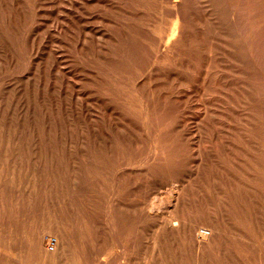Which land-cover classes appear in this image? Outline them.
I'll list each match as a JSON object with an SVG mask.
<instances>
[{
	"label": "bare ground",
	"instance_id": "6f19581e",
	"mask_svg": "<svg viewBox=\"0 0 264 264\" xmlns=\"http://www.w3.org/2000/svg\"><path fill=\"white\" fill-rule=\"evenodd\" d=\"M90 1L93 2V0H90ZM123 1L128 2V0H110L112 6L116 3L121 5V4H123ZM154 1H155V3H154ZM154 1H153V3L156 6L155 9L158 11L157 12L158 15H155L157 17V20H154L151 17L153 21L152 20H148V21H152L155 24H152V23L150 24V22H148V25H146V26H148V28L145 26L147 28V30L149 29V26L151 29H149V31L145 33V40L147 41V44H144L143 51L136 49L138 51L136 53L135 51L133 52V49L131 51V50H128L129 48H127V49L123 48L122 50L125 49V52L127 54L125 55L123 53L126 56V58L124 56L122 59L121 57L123 56L122 55L123 51H119L118 50L119 47L115 45L116 47H118L117 48L118 51H114V53L112 54V59L116 63H119L121 61V59H122V62H123V60H124V62H126V60H127V62H129V66L133 70V73L137 76L135 78L133 77L134 79L133 78H131V79L135 80V83L136 82L137 83H139V82L144 83L147 81V84H148L153 80V78L156 79V77H154V75H152V74H153L154 70L159 67L160 63H161V65H163V64L167 65L166 67L168 68L169 64H167V63L171 62L173 57H175V59L176 58L178 59V57H179L180 60L177 62H175V60H173L171 66H170L171 68H170L169 76L172 79L171 86H170L171 90H168L170 92L166 91L167 93H169V96H167V98L169 97V105L166 104L168 106H165V104H164V106H162L163 104L161 102L160 106H162V107L159 108V106L157 104H155L158 101H156V99H154V96L152 94V90L150 93L151 95L150 96L147 95V94H149V93H147L148 88L144 89V90L142 89L143 91L147 90L144 92L145 94L147 93L146 94L147 96H145V94H144L142 98L138 97L137 94L136 95L132 94L134 92V90L132 92V89H131V91H129V94H127L128 91L125 89V87L127 86V83H126V86L125 85H124L125 87L123 86L124 89L121 88L122 90L119 89L121 91L118 90L121 94L123 93V90L127 91V92H125L126 94H123V96H120L121 95L120 93H119L120 95H118L117 92H116V94L114 92H111L112 90L109 91L108 89H110V88L107 89L109 94L105 93L106 94L105 95L104 92H102L101 88L96 86V87L100 88V90H101V91H99V92H101L100 94L103 93L102 94L103 100H108L109 107H111L110 101H114L120 107H123V108H121V110L119 109L120 111L119 110L114 111V110H111L110 108L109 109L108 108H99V107L97 108L96 106H95L96 108L95 107L92 108L90 106L88 107L87 103H86V105H84V104L83 105H75L72 108L70 106H68L70 108L69 110H68V108L65 107L67 109L65 111L60 109L62 106L64 107V105H66L65 103H64V105L61 104L62 105L61 107H59V106L56 107V108H59L61 111H64L63 112L64 120L62 122V125L59 123H56L57 121L55 122L57 125L59 124L60 126H57L56 129L54 127L51 129L52 132H53V129H55L53 136L50 135L52 133H50V134L48 133L46 142L44 140V144H46V145L45 146L42 145L45 148V149L43 148V151L46 155V168L44 169L45 172L43 171V173H44L43 174L44 175L43 181H44V189H45V191H44L45 193L44 192L43 193L45 194L44 197H45V206H46V209H45L46 210V212H45L46 213L45 214L46 220L44 223L43 230H41L40 233L36 235V237L32 241L31 248H30L31 254L36 255L37 258L39 259V262H41V263H45L47 261L54 262L55 260L52 261L51 260L52 258L59 256L64 251L66 252V250H68L70 247L75 245L71 241V245L72 244L73 245L70 246V241H69V239H70L69 237H72V235L76 234V233L72 232L73 227H75L74 225L79 224L81 227H84L86 232H88L89 237H90V235L92 236V234L89 233V231L92 229L91 224H94V221H96V220H98V221L101 220V222H106V224L109 225L110 227L114 226L113 224H115V223L119 224V225L123 224L126 226H130V225H132V223H135L136 231L139 229L147 230V231H148V229H152L153 233H154V237H153L154 243H152L153 247H151L152 252H151L150 248H149V250L151 253H149V251L146 250V253H149V255L151 254L150 255L151 257L153 256L152 254L155 251H156L155 254L157 252L159 253V251L162 252L161 248H163L164 246L161 247V245L159 243L160 242L159 239H162L163 240V241H161L162 243L166 244L167 242H170L171 243L170 246H172V244L173 245L177 244L178 247L176 245H174L177 247L176 248L177 252H179V250H180L181 251L180 254L185 255V257L188 256V258H187L189 260L188 264H264V60L263 61L260 60L264 57V53L262 54V52H261V51L264 52V42L262 43V41H261L262 38L261 39L259 38V35L264 30V18H261L262 14L264 13V10H262L263 8H261V6L259 4L262 2V5L264 6V0H253V2L256 3V8L254 7V9H253V6L251 5L252 7L249 10L247 9L248 10L247 12H249L251 14H253V12H254L255 19L253 20L252 23L248 22L249 23V25H248L249 31L248 32L246 31L248 29H246L244 31L243 26H242V29L245 32L244 34L240 33V30L242 32V29L238 28L240 25L237 26V29L235 28V26H236V21L239 18L238 12L241 11L240 5L242 2H245L247 0H234V3L231 2L233 0H221L220 5L221 4L222 5H221L220 10H222V12L224 14H220V15H222V16L226 15L225 16L226 22H224V23H223L222 16L220 17V18H222L221 21L218 19L219 13H217V12H219L220 10L219 11L214 10V8H217V7L213 6L214 7L213 10L208 8L210 6H211L210 8H212V5H210L211 3L208 4V1H212V0H208V1L207 0H201V1H199V0H154ZM10 2H11V0H10ZM61 2H60V4H61ZM70 2H71V0H70ZM102 2H104V1H102ZM150 2H149V4H150ZM217 2H218V0H217ZM105 3H107V2H105ZM137 3L139 6V1ZM153 3H151L150 5H153ZM17 5H18V3H17ZM87 5L88 4H85V7ZM216 5L218 6V3ZM244 5H241V6H244ZM12 6H14V5H11L9 8H12ZM72 6H73V3H72ZM88 6H90V4ZM67 7H68V5H67ZM143 7H145V6L142 5V8H141L142 11L145 10V9H143ZM113 8H111V9H113ZM133 8L139 9V7L136 8V6H133ZM149 8H151V7H149ZM58 9H60V8H58ZM70 9L72 10L73 8H71V6H70ZM106 9H108V8H106ZM116 9L118 10V8H116ZM135 9H133V11H135V12L138 11ZM148 9H146V10L149 12ZM151 9H152V11L154 10V8H151ZM198 9H203L201 11L204 13L205 16L200 17L198 15V11H199ZM16 10H15V12H17ZM19 10H20V8L18 9V11ZM65 10H67V9H65ZM21 11H24L23 8ZM69 11L70 10L68 9V12ZM97 11H98V9H97ZM102 11L105 12L106 10L102 9ZM102 11H98V12H102ZM208 11H209V13L210 12L211 13L210 14L207 13ZM214 11L216 13H213ZM245 11H246V9H245ZM10 12L14 13L13 10H11ZM70 12H72V11H70ZM109 12H111V11H109ZM138 12L140 15L141 12L140 11H138ZM138 12H136V13H138ZM150 12H149V14H150ZM154 12H156V11H154ZM9 13L6 15L8 16ZM20 13H22V12H20ZM23 13H25V12H23ZM60 13L64 14V12L62 13L61 10H60ZM145 13H147V12H145ZM112 14H113V11H112ZM123 14H126V13H123ZM154 14H156V13H154ZM85 15H86V13H85ZM107 15L108 14H106V16ZM141 15H142V13H141ZM67 16H69V15H67ZM101 16L107 18L106 16H103V15H101ZM110 16H111V14L108 16V19ZM132 16L135 17V15H132ZM147 16H148V13H147ZM150 16H151V14H150ZM155 16H154V18H155ZM208 16H213L214 19L217 18L218 20H216V21H220L219 25L217 23V26H216L218 29L217 31H221V30H222V32L224 30L226 31V32H224L225 35H223V33H222L223 38H225L226 35L230 36V32H231L232 37L234 39V42H233V40H231L229 38V40H231L230 43L226 42V44H224L223 43L224 41H223V42H221L223 45L220 46L219 42L215 43V39L217 38L216 37L215 39H213V38L210 39L211 41L214 40V44H210V45L204 44L201 47L198 46V47H195L194 49L192 46L188 45L190 49H188V48L185 49V45H186L185 42L187 39L186 36L187 35L190 36L189 34H191L190 32H192L193 27L198 26L197 23L199 24L201 22V20H204ZM11 17H12V15H11ZM11 17H8V19ZM13 17H14V15H13ZM87 17H89V16H87ZM93 17H94V15H93ZM125 17H126V15H125ZM116 18L117 17H115V20H116ZM249 18L250 17H248V14H247L246 19L248 20ZM113 19H114V17H113ZM113 19H111V20H113ZM122 19H123V17H122ZM126 19H125V21H126ZM129 19L132 21V19L130 17H129ZM144 19L146 20L147 17ZM195 19H196L197 23L195 22ZM240 19H242V18H240ZM130 20H128V21L131 22ZM134 20L135 19H133V22H134ZM139 20H141V19H139ZM243 20H245V19H243ZM247 20H246V22H247ZM106 21H108V20H106ZM125 21H124L123 25L124 24L126 25L127 21L126 22ZM142 21H140V22H142ZM8 22H9V20H8ZM133 22H131V24ZM146 22H147V20H146ZM237 22H239V21H237ZM241 22H244V21H241ZM66 23H67V21L64 20L63 24L61 22L58 25L57 34L62 33L64 35H66V33L69 32V31H67L68 26L66 25ZM68 23H70V20L68 21ZM135 23L140 24V23H138V20L137 21L135 20ZM142 23L139 26H144V25H142ZM9 24H11V23L9 22ZM9 24H8V27L10 26ZM103 24H102V26H103ZM241 24L244 25L243 23H241ZM51 25H52V23H51ZM88 25L89 24H87V26ZM112 25L115 26L116 24H112ZM119 25H121V24H119ZM71 26H72V24H71ZM102 26L100 28L104 27V26L103 27ZM127 26H131V25H127ZM69 27H70V25H69ZM11 28H12V26L10 27V29ZM51 28H50V30H51ZM122 28L123 27L121 26V29ZM127 28L128 27H125L124 29H127ZM226 28H227V30H226ZM245 28H246V26H245ZM79 29H80V27H79ZM97 29H95V30H96L97 35H99V37H97V38L95 37L96 39L100 38L102 35L105 36V33H106L105 30H103V29L97 30ZM133 29L136 30L137 28H133ZM55 30H56V28H55ZM75 30H77V29H75ZM106 30L108 31V29H106ZM138 30H140V28ZM3 31H4V29H3ZM125 31L127 32V30H125ZM199 31H201V29ZM215 31H216V29H215ZM9 32L10 31H8V33ZM12 32H15V31L13 30ZM20 32H22V31H20ZM122 32H124V31H122ZM49 33H50V31H49ZM75 33H76V31H75ZM109 33H111V32H109ZM129 33H130V31H129ZM138 33H139V31H138ZM76 34H73V35H76ZM83 34L84 33L82 32V35ZM93 34H94V32H93ZM131 34H129V36H131ZM70 35L72 36V34H70ZM120 35H121V32H120ZM123 35L126 36L127 34L125 35L123 33ZM135 35L136 34H134V36ZM140 35H141V33H140ZM22 36H23V34H22ZM109 36L107 37L108 39L111 38ZM112 36H113V34H112ZM76 37L79 38L78 36H75V38ZM117 37H118V33H117ZM121 37H122V35H121ZM121 37H119V38L121 39ZM20 38H21V36H20ZM60 38H63V36ZM66 38H69V37L66 36ZM82 38H83V40L81 39L80 43H81V46L83 48L85 39L86 38L89 39V38L88 37L85 38V35L82 36ZM143 38L144 37H142V39ZM226 38H228V37H226ZM120 39H119V41H121L123 38L121 40ZM7 40H9V38ZM72 40H74V39H72ZM116 40L118 41V39H116ZM263 40H264V38H263ZM77 41H79V40L77 39ZM130 41H131V39H130ZM130 41H129V43H130ZM135 41H136V39H135ZM146 41H145V43H146ZM219 41H221V40H219ZM238 41H241V42H238ZM53 42H55V41L53 40ZM122 42H123V40H122ZM63 43H64V38H63ZM65 43H66V41H65ZM80 43H78V44L73 43V44H76L75 46H77ZM141 43L138 45H142ZM241 43H242V45H241ZM71 44L72 43H70V45ZM100 44H102V43H100ZM6 45H7V43H6ZM23 45H24V43H23ZM49 45H51V44H49ZM52 45H53V43H52ZM104 45H106V44H104ZM63 46H64V44H63ZM75 46L73 48H75V50H76ZM124 46L127 47L128 45L124 44ZM7 47H9V45ZM29 47H31L30 44H29ZM96 47H97V49L99 48L98 46H96ZM67 48H69V46ZM137 48H139V47H137ZM7 49H10V48H7ZM11 49H12V47H11ZM61 49L63 50V48H61ZM79 49L77 48V50H79ZM97 49H95V50H97ZM28 50L26 52H28V54H30ZM71 50H73V49H71ZM102 50L104 51V49H102ZM10 51H7V52H10ZM18 51L21 52L19 49H18ZM51 51H52V49H51ZM67 51H69V50H67ZM105 51H107V50L105 49ZM140 51H142V52H140ZM22 52H23V50H22ZM73 52H76V51H73ZM14 53H16V52H14ZM14 53H12V54H14ZM69 53L68 54L71 55L70 51H69ZM5 54H6V52H5ZM110 54H111V52H110ZM240 54H245V56L248 55V57H244V58H247L248 60L246 62H244L246 59L243 60L244 58H242L241 60L243 62L241 61L238 63L235 58H236V56H238ZM79 55H81V54H79ZM93 55H95V54H93ZM96 55H97V53H96ZM9 56L11 57V54ZM31 56H29V57L31 58ZM71 56H75V53H74V55H71ZM15 57H16V55H15ZM77 57L78 56L75 57V61H76ZM79 57H81V56H79ZM241 57L242 56H240V58ZM12 58H14V56ZM62 58H63V55H62ZM99 58H101V57H99ZM10 59L11 58H9V60ZM70 59L72 61L74 58L72 59V57H71V58H69V60ZM81 59H83V57ZM86 59L87 58H85V60ZM96 59H97V57H96ZM108 59H111V58H108ZM112 59H111V61H113ZM129 59H131V60H129ZM93 61L97 62L98 60H93ZM238 61H240V60H238ZM16 62L17 61H15V63ZM56 62H57V59H56ZM84 62L87 63L86 61H84ZM89 62L87 64H89ZM77 63H75V64L78 65L80 62L78 64ZM126 63H124V64H126ZM68 64H70V63H68ZM81 64L82 63H80V65ZM105 64L106 63L104 62V65ZM108 64H110V62ZM29 65H31V64L29 63ZM92 65L93 64H91L90 66H92ZM71 66H73L72 63H71ZM60 67H63V65ZM75 67L77 68V66H75ZM78 67H80V66L78 65ZM93 67H95V66L93 65ZM97 67H95V68H97ZM106 67H108V66H106ZM123 67L121 68L122 70L120 72L123 71L122 74L125 75V73L129 72V71H125L123 69ZM127 67L125 66L124 68L126 69ZM52 68H54V67H52ZM89 68L91 70V67H89ZM119 68H118V70H119ZM71 69H73V68H71ZM105 69H107V68H105ZM159 69H161V68H159ZM97 70H101V69H97ZM112 70L117 71V69H115V68H112ZM166 70H168V69H166ZM58 71H60V69ZM80 71H81V69H80ZM84 71H86V70H84ZM84 71H83V73H84ZM88 72H90V71H88ZM117 72L119 73V71H117ZM52 73L55 75L54 72H52ZM69 73L70 72H68V74ZM75 73H77V72H75ZM78 73H81V72H78ZM60 74L62 75L63 73L61 72ZM88 74L89 73H87V75ZM52 75L49 72L48 77H52ZM116 75H117V73H116ZM157 75H155V76H157ZM55 76H57V75H55ZM82 76L84 77V74ZM125 76H127V75H125ZM125 76H122V77H125ZM164 76H166V75H164ZM45 77H46V74H45ZM109 77H110V75H109ZM119 77L120 76H118L117 78H119ZM43 78H44V76H43ZM55 78H57V77H55ZM163 78H165V77H163ZM47 79H49V78H47ZM70 79H72V78H70ZM92 79H93V77H92ZM96 79H99V78H96ZM102 79L104 82L103 77H102ZM121 79H119L120 82L124 81V79L122 81H121ZM171 79H170V81H171ZM81 80H83V79L81 78ZM64 81L67 82L66 77H65ZM99 81H101V80L99 79ZM108 81H110V80H108ZM125 81H126V79H125ZM167 81H169V80H167ZM170 81H169V83H170ZM49 82L52 83L51 81H49ZM56 82L58 83L59 81H56ZM112 82H113V80L111 81V84L113 85L114 82L113 83ZM45 83H47V82H45ZM62 83L60 85H62ZM85 83L86 82H84L83 86L86 85ZM98 83L100 84V82H98ZM128 83H130V82H128ZM164 84H166V83H164ZM75 85L76 84H74V86ZM112 85H110V86H112ZM120 85L119 86L117 85L118 88L120 87ZM130 85L132 86L133 84H130ZM48 86L49 85H47V89H48ZM99 86H101V85H99ZM131 86H130V88H132ZM166 86H167V84H166ZM128 87H129V85H128ZM138 87H139V85H138ZM145 87H147V86H145ZM53 88H55V86ZM87 88H89V86H87ZM103 88H104V86H103ZM118 88L116 87V89H118ZM154 88H156V86ZM81 89H82V87H81ZM164 89H165V87H164ZM68 90H70L69 87H68ZM85 90H86V92H89L88 89H85ZM85 90H84V92H85ZM104 90H106V89H104ZM136 90L137 89H135V91ZM48 91H49V89H48ZM52 91L49 92L48 94H51ZM94 91H96V89L93 90V93H94ZM55 92H57V91H55ZM75 92H78V94H80L79 91H75ZM75 92L71 91V94H70L71 96H69V97L70 98L73 97ZM139 92L141 93V90H139ZM97 93H98V91H97ZM112 93H114V94H112ZM167 93L165 95H167ZM41 95H39V96H41ZM57 95H58V93H57ZM87 95H89V94H87ZM103 95H105V96L103 97ZM49 96H48V98H49ZM97 96H99V95H97ZM36 97L37 96H35V98ZM61 98L62 97H60V100H64ZM74 98H75L74 99V102H75V100L77 98L76 97H74ZM95 98H99V97H95ZM39 99L41 100L40 97H39ZM51 99L48 101L49 102L52 101ZM93 99H94V97H93ZM99 99H97V100L99 101ZM120 99H122V100H120ZM45 100L46 101H43V100L42 101L47 102V99H45ZM68 100H69V98H68ZM95 100L96 99H94L93 101H95ZM103 100H102V102H103ZM118 100H120V101H118ZM163 101H165V99ZM166 101L168 102V100H166ZM74 102H73V104H75ZM108 102H107V104H108ZM34 103L36 104L37 101ZM59 103L60 102H58V104ZM91 103L92 102H90V104ZM94 103H96V102H94ZM163 103H165V102H163ZM46 104H50V103H46ZM46 104H44L43 106L45 107ZM118 105H115V106L117 107ZM47 106H46V108H47ZM32 108H35V107L32 106ZM54 108H53V110H54ZM111 108H114V107H111ZM47 110H49V109H47ZM41 113H42V111H41ZM48 113H46L45 115H47ZM59 113H61V112H59ZM59 113L57 115H59ZM31 116H32V114H31ZM47 116L49 117V115H47ZM60 116H61V114H60ZM135 119H137L138 123L136 122ZM29 120H31V118ZM166 120H168V121L163 122ZM37 121H39V119ZM41 121H43V120L41 119ZM48 122L50 123V120ZM72 122H74V123H72ZM131 122H135V126L138 129H139V127L141 128V130L144 128L145 129L147 128V130H149L148 132H151V135L153 136L152 138L154 139V143L156 142L154 144L155 153H156V155L160 156V158L159 159L157 158V159H158V161H160V164H162L161 166L167 172V174L164 175L166 178V180H165L166 182L164 181V184H166L168 187H170V190L168 192L169 194L167 195V197H163V196L157 197L156 195L154 196V193L160 192L159 190L154 192L152 195L153 197H151V193L149 192L148 188H150V187L152 188L156 184V182L158 181V179H157L158 174L148 168V165H149L148 160H150V158L148 160L144 161L145 157L148 156L147 155L148 153H146L147 156H144V159L142 160V161H144V164H142L141 161H139V159L133 158L134 157L133 155L135 152L134 149L136 150V147L133 148V144H135V145L138 144L137 143L138 138L135 140L134 138L131 137V139L125 140L124 137L122 136L121 138L119 137L120 139H118L119 140L118 143H115V141L113 142L112 138L116 137V139H117V137L119 135H121L120 133H124L123 130H124L126 123L130 124ZM45 124L47 125V122ZM133 124L131 126L132 129L136 128V127H133ZM165 124H166V128L168 127V131H167L168 132V138H166L167 132H165V135H166L165 140L164 139L160 140L163 136L161 135L162 137L160 138L159 135L161 133H164L163 129H165ZM39 125L40 124L38 123L37 126H39ZM42 125H43V123H42ZM47 127H49V126L47 125ZM122 128H123V130H122ZM110 129H113L114 133L109 132ZM51 130H47V132L48 131L51 132ZM147 130H146V132H147ZM129 131H127V134H129L128 133ZM39 133L40 132H37L38 136L41 135ZM45 133H46V131H45ZM45 133H44V135H45ZM112 133L114 135L111 137ZM134 134H135V132H134ZM142 135H144V134H142ZM135 136H137V134ZM139 136H141V134ZM40 137H38V138H40ZM141 137H143V136H141ZM143 138H145V137H143ZM41 139H42V137L39 139L40 142H41ZM153 139H152V143H153ZM56 140H57L56 143L59 145V147H58L59 153H58L57 160H56L57 165L55 164V166H54V160L56 159L55 158L56 156L54 154H53L54 155L53 156L52 152L54 151L53 148H54V145H55L54 143ZM149 141H147V142H149ZM142 143L145 144L146 142H143V140H142L141 145H142ZM129 146L131 148L128 149ZM147 146H148V143H147ZM147 146H146V148H147ZM149 147H150L149 149H151V145ZM140 148H141V146H140ZM140 148L138 150H140ZM149 149H148V151H150L149 153L153 152ZM119 153H120L121 158L119 157ZM124 153L126 156H128L127 160L124 159V157H123ZM155 153H154V155H150V154L149 155L155 156ZM82 155H83V157H82ZM85 155H86V158L84 157ZM129 155L133 156L132 159H129V158H131V157H129ZM143 155H144V153H143ZM154 158L152 157V159H151L152 161L150 160V162L154 163V160H153ZM44 159H45V156H44ZM157 159H155V160H157ZM123 160H125V161H123ZM122 161L125 163H123ZM155 162L157 163V161H155ZM146 165H147V168H146ZM158 166L159 165H157V168H159ZM138 167L139 168L142 167V169H138ZM139 176H141L140 177L141 179L138 178ZM126 177H128V180L130 178L132 179V181H130L129 183L134 182L133 183V184H135L134 186H136V184H138V185L142 184L145 187L146 190L143 192V194H141L140 197L138 195L139 198L134 196V195H128V197H127V195H125L127 193L121 192L122 191L121 179L126 178ZM162 182L161 181H160V183L157 182V184H158L157 186H159V184L161 186ZM122 183H123V181H122ZM162 186H164V185H162ZM56 187L58 189L57 190L58 193H57V191H55ZM130 187H131V185H130ZM168 187H167V189H168ZM161 189H163V188H161ZM154 190L155 189H153V191ZM150 191H152V190L150 189ZM55 192L57 193V195ZM54 195L58 196V203L57 204L61 207V209H60L58 206V208L60 209V212L62 210V207L66 211L65 212L66 214H65L64 210H63V212L61 214V218L58 217L59 220L57 218H56L57 220H55L54 216L56 214L53 213L54 211L51 212V210H52L51 208L53 206H55L54 204L56 202ZM54 210H57V209H54ZM57 211H59V210H57ZM53 214H54V216H53ZM63 214H64V219H62ZM69 216L72 218V220H68ZM96 225H98V223ZM93 227H95V226H93ZM99 227H101V226H99ZM122 228L124 229V227H122ZM80 229L76 228V232H78L77 230L80 231ZM104 229H108V228L106 227ZM113 229H114V227L111 228L110 231L111 230L113 231ZM119 229H120V227H119ZM126 230H127V228H126ZM142 230H141V233H142ZM82 231L83 230L78 232V234H81ZM93 232H94V230H93ZM134 233H135V231H134ZM147 233H150V232H147ZM115 234H117V233H115ZM121 234H123V233H121ZM131 234H130V236H131ZM109 235H111L110 232H109ZM139 235H140V230L136 236L139 237ZM80 236H83V235H80ZM115 236H118V235H115ZM45 237L48 238L47 239L48 241L50 239L49 242L53 241V244L51 245V244H49V242L47 244H45L44 243ZM87 237H88V235L86 236V238ZM93 237H95V236H93ZM146 238H148V237H146ZM115 246H118V245H115ZM149 246H151V243ZM76 247L77 246H75L73 248H76ZM83 247H84V245H83ZM78 248H79V246H78ZM104 248L105 247L100 248V250L104 249ZM172 248H171V250L169 249V251L172 252L173 251ZM106 249H107V247H106ZM106 249H104V250H106ZM114 249H116V247ZM71 250H68V251H71ZM79 250L82 251L81 249H79ZM182 250H183V252H186V254H184L182 252ZM75 251H77V250H75ZM169 251H167V252L169 253ZM77 252H79V251H77ZM107 252H108V250H107ZM109 252H111V251H109ZM164 253H166V250ZM176 253H175V255H176ZM180 254L176 255V257L178 259H180L179 258L181 256ZM160 256H161V254H160ZM166 256L164 258H166ZM174 256H172V257H174ZM151 257L148 260L143 259L145 261V262L143 261L144 264H152L154 262L153 260H155V259L153 257L152 258ZM155 257H158L157 254ZM162 257L163 256H161V258ZM185 257H184V259H185ZM162 261H163V259H162ZM129 262L132 263L133 261L132 262L129 261ZM129 262H127V264ZM150 262H152V263H150ZM184 262L185 261H183V263ZM156 263H157V261H156ZM156 263H154V264H156ZM79 264H80V262H79ZM161 264H163V263H161Z\"/></svg>",
	"mask_w": 264,
	"mask_h": 264
},
{
	"label": "rangeland",
	"instance_id": "374dc122",
	"mask_svg": "<svg viewBox=\"0 0 264 264\" xmlns=\"http://www.w3.org/2000/svg\"><path fill=\"white\" fill-rule=\"evenodd\" d=\"M65 1L64 0H16V1L15 0H11V2H10V0H0V94H1L0 95V264H75L77 261H78L77 262L78 264H79V262H80V264H127V262H129V261H131V262L133 261L134 262V263L132 262L133 264H142V263L144 264V262H145L144 260H146V259L148 260L151 257L150 256L151 254L149 255V253L152 252L151 247H153V244L152 243H154L153 242L154 233H153V230L152 229H148V231L147 230L139 229L140 230V235H139V237L136 236L137 233L139 232V230H137L138 232L136 231L135 223H132V225H130V226H126V225H123V224L119 225V224H116L115 223V224H113L114 226L110 227L109 225L106 224V222H101V220H99V221L96 220V221H94V224H91V228L92 229L91 228L90 229L92 231L90 230L89 233L92 234V236L90 235V237H89V234H88V232H86V230H85L84 227H81L79 224H76V225H74L75 227H73V229H72V232H74L76 234L73 233L74 235H72V237H69L71 239V240L69 239L70 246H72L73 244H75V245L72 246V247H70L68 249V250H71L72 249L71 251L66 250V252L64 251L62 253L63 255L60 254L59 256L52 258L51 260L52 261L55 260L54 262L47 261L48 263L47 262L41 263V262H39V259L37 258V256L36 255H32L31 252H30V248H31L32 241L34 240V238L36 237V235L39 234L41 230H43L44 223H45V220H46V215H45L46 214L45 213L46 212V210H45L46 209V206H45V197H44L45 196V194H44L45 193L44 192L45 189H44V181H43V179H44L43 178V176H44L43 175L44 174L43 171L46 168V155H45V153L43 151V148L46 145V144H44V140L46 142L48 133L49 134L52 133L50 135L53 136V133L55 132V129L57 128V126H60L59 124L62 125V122L64 120V114H63V112L65 110H67L66 108H68V110H69L70 108L68 106H70L72 108L75 105H83V104L86 105V103H87L88 107L90 106L92 108H94L96 106L97 108L98 107L99 108H108V109L110 108L111 110H114V111H118L119 109L121 110V108H123V107H120L114 101H110L112 103V104L110 103V106L111 107H114V108L109 107L108 100H103V98H102V94L103 93L100 94L101 92H99V91L102 90V92H104V94L105 93L107 94L108 93V90L109 91L112 90L111 92H114L115 94L117 92L118 95H120L121 93L119 91H121L122 89H124V87L126 86V83H127V86L125 87V89L128 92L126 90H123V93L120 96H123V94H126L125 92H127V94H129V91H131V89H132V92L134 90L133 93L131 92L132 94H135V95L137 94L138 97L142 98L143 95L145 94L144 93L145 91L148 90L147 93H149V94H147V93L146 94L150 96L151 95L150 93H151V90H152V94L154 96V99H156V101H158L155 104H157L159 106V108L162 107V106H164V104H165V106H168L169 105V97L167 98V96H169V93H167V92H170L168 90H171L170 89V86H171V82H172V79L169 76V72H170V68H171L170 66H171L173 60H175V62H177V61L180 60L179 57H178V59L177 58L175 59V57H173L172 61L169 62V63H167V64H169L168 65V68L166 67L167 65H165V64L161 65V63H160L159 64V67L156 68L154 70L153 74H152V75H154V77H156V79L153 78V80L150 83H148L149 85L147 84V81L144 82V83H141V82H139V83L136 82L135 83V80H133V79L135 77H137V76L133 73V70L129 66V62H127V60H126L127 63L124 62V60L122 62L123 57L127 54L125 52V49L129 48L128 50H131V51L133 49V52L135 51L137 53L138 51L136 49L143 51L144 44H147V41L145 40V33L148 32L149 29H151V28L149 26V29L147 30L148 26H146V25H148V22H150V24L151 23L152 24H155L154 22H152L153 21L152 18L154 20H157V17L155 15H158V13H157L158 11L155 9L156 6L154 4L155 3L154 0H145V1L144 0H138L139 1V6H138V3H137L138 2L137 0H128V2H124L123 1V4L120 5V4H117L116 3L117 5L114 4L113 6L111 5L110 0H93V2L90 1V0H83V1L82 0H71V2L73 3V6L74 7L72 6V3L70 2V0H65ZM102 1H104V2H102ZM148 1L149 2L151 1L150 4L153 3V1H154L153 5H150ZM199 1H201V0H199ZM220 1L221 0H218V2H217V0L216 1L215 0L214 1L213 0L212 1H208V4L211 3L210 5H212V8H210L211 7L210 5H209L210 7H208V8L211 9V10H213V8H214L213 6H215L217 8H214V10L215 11H217V10L219 11L221 9V5H222V4L220 5ZM60 2H61V4H60ZM105 2H107V3H105ZM231 2L234 3V0L231 1ZM17 3H18V5H17ZM217 3H218V6L216 5ZM85 4H88V5L90 4V6L87 5L85 7ZM11 5H14V6H12V8H9ZM67 5H68V7H67ZM69 5L71 6V8H73L72 10L70 9V6ZM142 5L145 6V7H143V9H145L143 11L141 9L142 8ZM241 5H244V6H241ZM241 5H240V10L242 12L241 11L238 12L239 13L238 14V17L239 18L237 19V21H239V22L236 21V26L235 25L234 26H235L236 29H237V26H239V25L240 26L238 28H240V29H242V26H243L244 31L246 29H248V30H246L248 32L249 31V26L248 25H249V23H252L253 22V20L255 19V16H254V12H253V14H251V13H249L247 11L252 6H253V9H254V7L256 8V3L253 2V0H250V1L247 0L245 2H242ZM259 5L261 6V8H263L262 10H264V6L262 5V2ZM133 6H136V8L139 7V9H135V8H133ZM148 6L151 7V8H154V10L152 11V9L149 8ZM19 8H20V10L18 11ZM22 8H23L24 11H21ZM58 8H60V9H58ZM106 8H108V9H106ZM111 8H113V9H111ZM116 8H118L119 11ZM65 9H67V10H65ZM68 9L70 11H72V12L69 11L70 12L69 13L68 12ZM97 9H98V11H102V9L103 10L105 9L106 11L105 12L104 11L98 12ZM133 9L140 11L142 13V15H141V13L139 15V12L136 11V12H138V13H136L135 11H133ZM146 9H148L149 12L150 11L152 12V13L150 12L151 16H150L149 12ZM245 9H246V11H245ZM11 10H13L14 13L10 12ZM15 10L17 12H15ZM60 10H61L62 13L64 12V14H61L60 13ZM108 10L111 11V12H109ZM198 10H199L198 11V15L200 17L205 16L204 13L201 11L203 9H198ZM112 11H113V14H112ZM154 11H156V12H154ZM215 11L213 13H216ZM20 12H22V13L25 12V13L22 14ZM145 12L148 13V16H147V13H145ZM221 12H222V10H220L219 12H217V13H219L218 19L221 21V19L223 18V23H224V22H226V20H225V18H226L225 16L226 15H224V16L220 15V14H224L223 12L222 13ZM8 13H9V15L7 16L6 14H8ZM85 13H86V15H85ZM123 13H126V14H123ZM154 13H156V14H154ZM207 13H209V11ZM106 14H108V15L106 16ZM110 14H111V16H110L111 18L109 17V19H108V16ZM247 14H248V17H250L248 20L246 19L247 18ZM11 15H12V17H11ZM13 15H14V17H13ZM67 15H69V16H67ZM93 15H94V17H93ZM101 15L106 16L107 18L102 17ZM125 15H126V17H125ZM132 15H135V17H133ZM87 16H89V17H87ZM154 16H155L156 19L154 18ZM221 16H222V18H220ZM8 17H11V18L8 19ZM113 17H114V19H113ZM115 17H117L116 18L117 21L115 20ZM122 17H123V19H122ZM129 17L132 19V21L129 19ZM146 17H147V19H146L147 22L144 19ZM126 18L128 20H130L131 22H133V19H135L136 21L138 20V23H140V24L143 22L144 24L142 23V25H144V26H139L140 24L135 23V20L131 24V22H129ZM240 18H242V19H240ZM261 18H264V13L262 14V17ZM111 19H113V20H111ZM125 19H126L127 23H126V25L125 24L123 25ZM139 19H141V20H139ZM218 19L217 18L214 19L213 16H208L204 20H201V22L199 24L197 23V21L195 19V22L197 23L198 26L193 27L192 32H190L191 34H189L190 36H188V35L186 36L187 39H186V42H185V44H186L185 45V49L186 48L190 49L189 46H192L193 49H194L195 47H198V46L201 47L204 44L205 45L214 44V40L211 41L210 39H212V38L215 39L216 37H217L216 39L218 41L215 39V43L216 42H219V45L220 46L223 45L221 43L223 41H224L223 42L224 44H226V42H229L230 43L231 40H233V42H234V39L232 37L231 32H230V36H227V35L225 36V38L228 37V38L225 39V38L222 37V33H223V35H225L224 32H226V31L224 30L222 32L221 29H220L221 31H217L218 30L217 27H216L217 26V23H218V25L220 23V21H216ZM243 19H245V20H243ZM8 20H9V22L11 24H9ZM64 20L67 21V23H66V25L68 26L67 31H69V32H67L66 35H64L62 33L61 34H59V33L57 34V27H58V25L61 22L63 24ZM69 20H70V23H68ZM106 20H108V21H106ZM148 20H152V21H148ZM246 20H247V22H246ZM140 21H142V22H140ZM241 21H244V22H241ZM240 22L243 23L246 26V28ZM51 23H52V25H51ZM8 24L10 25L9 27H8ZM71 24H72V26L73 25L74 26L72 27ZM87 24H89V25L87 26ZM102 24H103L104 27L102 26ZM112 24H116V25L114 26ZM119 24H121V25H119ZM69 25H70V27H69ZM127 25H131V26H127ZM11 26H12V28L10 29ZM101 26L103 28H100ZM121 26L123 27L122 29H121ZM79 27H80V29H79ZM96 27L98 29L105 30L106 31L105 36L102 35L100 38L96 39L97 37H99V35H97L96 30H95V29H97ZM125 27H128V28L127 29H124ZM50 28H51V30H50ZM55 28H56V30H55ZM133 28H137V29L135 30ZM139 28H140V30H138ZM3 29H4L5 32L3 31ZM75 29H77V30H75ZM106 29H108V31L111 32L113 34V36ZM200 29H201V31H199ZM215 29H216V31H215ZM243 29H242V32L240 30V33H242V34L245 33L243 31ZM13 30L15 32H12ZM125 30H127L128 33L130 31L129 34L132 33L131 36H129V34ZM226 30H227V28H226ZM8 31H10L11 33L10 32L8 33ZM20 31H22V32H20ZM49 31H50V33H49ZM75 31H76L77 34L75 33ZM122 31H124V32H122ZM138 31H139V33H138ZM82 32L84 33L83 35H82ZM93 32H94V34H93ZM120 32H121L122 37L120 35ZM117 33H118V37H117ZM123 33L125 35L126 34L127 35L124 36ZM140 33H141V35H140ZM22 34H23V36H22ZM70 34H72V36ZM73 34H76V35H73ZM80 34L82 36L85 35V38L86 37L89 38V39H87V38L85 39V42H84V45H83L84 47L83 48L81 46V43H80L81 41L80 40L81 39L83 40L84 37L82 38V36ZM134 34H136V35L134 36ZM20 36H21V38H20ZM62 36L64 38V43H63V38H60ZM66 36L69 37V38H66ZM75 36H78L79 37V38L76 37L79 41H77V39L75 38ZM108 36L111 37V38L108 39L107 38ZM263 36H264V30L259 35V38L260 39L262 38L261 39L262 43L264 42V40H263L264 37ZM119 37H121V39L123 38L122 39L123 42H122V40ZM142 37H144V38L142 39ZM8 38H9V40H7ZM71 38L74 39V40H72ZM129 38L131 39V41H130ZM229 38L231 40H229ZM116 39H118V41ZM119 39L121 41H119ZM135 39H136V41H135ZM53 40L55 42H53ZM219 40H221V41H219ZM65 41H66V43H65ZM129 41H130V43H129ZM145 41H146V43H145ZM238 42H241V41H238ZM6 43H7V45H6ZM23 43H24V45H23ZM52 43H53V45H52ZM70 43H72V44L73 43H76V44L80 43V44L77 45L78 47L75 46L76 44H73L76 47V50H75V48H73L74 46L72 44L70 45ZM100 43H102V44H100ZM103 43L106 44V45H104ZM123 43L125 45H128V46L127 47L124 46ZM140 43L143 46L142 45H138ZM29 44L31 45V47H29ZM49 44H51V45H49ZM63 44H64V46H63ZM8 45H9V47H7ZM115 45L118 46L119 48L116 47ZM241 45H242V43H241ZM68 46H69V48H67ZM96 46H98L99 48L97 49ZM6 47L7 48H10V49H7ZM11 47H12V49H11ZM137 47H139V48H137ZM61 48H63V50ZM77 48L78 49L80 48V49L77 50ZM117 48H118L119 51H123L122 52V55L123 56L121 57L122 58L121 61L120 62L118 61L119 63L114 62V60L112 59V54L114 53V51H118ZM123 48H125V49L122 50ZM18 49L21 52L23 50V52L22 53L19 52ZM51 49H52V51H51ZM66 49L71 52V55H74V53H75V56L69 55L70 53ZM71 49H73V50H71ZM95 49H97V50H95ZM102 49H104V51ZM105 49L107 51H105ZM27 50L29 51V53L32 56L30 54H28V52H26ZM7 51H10V52H7ZM73 51H76V52H73ZM142 51H140V52H142ZM5 52H6L7 55L5 54ZM14 52H16V53H14ZM110 52H111V54H110ZM261 52H262V54L264 53L263 51H261ZM12 53H14V54H12ZM96 53H97V55H96ZM10 54H11V57L9 56ZM79 54H81V55H79ZM93 54H95V55H93ZM15 55H16V57H15ZM62 55H63V58H62ZM5 56L6 57L8 56V57L6 58ZM13 56H14V58H12ZM29 56H31V58ZM76 56H78V57L76 58V61H75V57ZM79 56H81V57H79ZM240 56H242V57L240 58ZM71 57H72V59L74 58L73 60L75 62L73 60L71 61V59L69 60V58H71ZM82 57H83V59H81ZM96 57H97V59H96ZM99 57H101V58H99ZM244 57H248V55L245 56V54H240V55L236 56L235 59L239 63V62L242 61L241 59L244 58ZM9 58H11V59L9 60ZM85 58H87V59L85 60ZM108 58H111L113 61H111V59H108ZM125 58H126V56H125ZM56 59H57V62H56ZM83 60L86 61L87 63L89 61L90 62H89V64H87ZM93 60H98V61L95 62ZM129 60H131V59H129ZM238 60H240V61H238ZM243 60H245L244 62H246L248 59L247 58H244ZM260 60L263 61L264 60V57L262 59H260ZM15 61H17V62L15 63ZM77 62L78 63L80 62L82 64L80 65V63L78 64ZM104 62L106 63L105 65H104ZM109 62H110V64L112 63L114 66L112 64H111L112 66L110 64H108ZM29 63L31 65H29ZM68 63H70V64H68ZM71 63H72L73 66H71ZM75 63H77L80 67H78V65H76ZM90 63L93 64L95 67L98 66L99 68L98 67L95 68V67H93V65L90 66L91 65ZM124 63H126V64H124ZM62 65H63V67H60ZM75 66H77V68ZM106 66H108V67H106ZM123 66L124 67L125 66L126 67L128 66V67L125 69ZM52 67H54V68H52ZM89 67H91V70H90ZM104 67L107 68V69H105ZM122 67H123V69L125 71H129V72H126L125 73V75H127L129 78L127 76H125V75L122 74L123 71L120 72L122 70L121 69ZM69 68L70 69L73 68V69H71L72 71ZM112 68L117 69V71H119V73L117 71H115V70H112ZM118 68H119V70H118ZM159 68H161V69H159ZM59 69H60V71H58ZM80 69H81V71H80ZM97 69H101V70H97ZM166 69H168V70H166ZM84 70H86V71H84ZM83 71H84V73H83ZM88 71H90V72H88ZM43 72L46 74V77H45V74ZM49 72L51 73V75L53 74L52 72H54L55 75H57V76H55L53 74L52 77H48ZM61 72L63 73L62 75L60 74ZM68 72H70V73L68 74ZM75 72H77V73H75ZM78 72H81V73H78ZM86 72L89 73V74L87 75ZM116 73H117V75H116ZM81 74L82 75L84 74V77L85 78ZM100 74L101 75L103 74V75L101 76ZM108 74L110 75V77H109ZM155 75H157V76H155ZM164 75H166V76H164ZM43 76H44V78H43ZM118 76H120V77L117 78ZM122 76H125V77H122ZM55 77H57V78H55ZM65 77H66V80H67L68 83L66 81H64L65 80ZM92 77H93V79H92ZM102 77L104 78V82H103ZM163 77H165V78H163ZM47 78H49V79H47ZM70 78H72V79H70ZM81 78L83 80H81ZM96 78H99L101 81H99V79H96ZM106 78L108 80H110V81H108ZM131 78H133V79H131ZM44 79L45 80L47 79V80L45 81ZM119 79H121V81L124 79V81L120 82ZM125 79H126V81H125ZM170 79H171V81H170ZM112 80L114 82L113 85L111 84V81ZM167 80H169L170 83ZM49 81H51L52 83H50ZM56 81H59L58 82L59 84ZM127 81L130 82V83H128ZM45 82H47V83H45ZM84 82H86L85 83L86 85L83 86ZM98 82H100V84ZM61 83H62V85H60ZM164 83H166L167 86ZM74 84H76L77 86L76 85L74 86ZM130 84H133V85L131 86ZM47 85H49L48 86L49 91L47 89ZM53 85L55 86V88L56 87L57 88L56 89L53 88L54 87ZM99 85H101V86H99ZM110 85H112V86H110ZM117 85L118 86L120 85V87L118 88ZM128 85H129V87H128ZM138 85H139V87H138ZM87 86H89V88H87ZM96 86L100 87L101 90H100V88H98ZM103 86H104V88H103ZM130 86L132 88H130ZM145 86H147V87H145ZM155 86H156V88H154ZM68 87H69L70 90H68ZM81 87H82V89H81ZM116 87L118 89H116ZM164 87H165V89H164ZM108 88H110V89H108ZM85 89H88L89 92H86ZM95 89H96V91H94V93H93V90H95ZM104 89H106V90H104ZM119 89H121V90H119ZM135 89H137V90L135 91ZM142 89L143 90L144 89H147V90L143 91ZM54 90L57 91V92H55ZM84 90H85V92H84ZM139 90H141V93L139 92ZM51 91H52V93L51 94H48ZM71 91L72 92L79 91L80 94H78V92H75L74 93V96L70 98L69 96H71L70 95L71 94ZM97 91H98V93H97ZM57 93H58V95L59 94L60 95L58 96ZM114 93H112V94H114ZM166 93H167V95H165ZM87 94H89V95H87ZM146 94H145V96H147ZM39 95H41L43 98L41 96H39ZM47 95L48 96L50 95L49 98L50 99L52 98L51 99L52 101H50V102L48 101L50 99L48 98ZM97 95H99V96H97ZM105 95H103V97ZM35 96H37V97L39 96L41 98V100L39 99V97L38 98L37 97L35 98ZM92 96L94 97V99H96L95 101H93L94 99H93ZM60 97H62L61 99H64V100H60ZM74 97L77 98L75 100V102H74V99H75ZM95 97H99L100 99L99 98H95ZM68 98H69V100H68ZM45 99H47V102H43V101H46ZM97 99H99V101L101 103ZM164 99H165V101H163ZM102 100H103V102H102ZM120 100H122V99H120ZM120 100H118V101H120ZM166 100H168V102ZM36 101H37V103L35 104L34 102H36ZM58 102H60V103L58 104ZM73 102L75 104H73ZM90 102H92V103L90 104ZM94 102H96V103H94ZM107 102H108V104H107ZM161 102L163 104L162 106H160L161 105L160 104ZM163 102H165V103H163ZM46 103H50V104H46ZM64 103L67 106L64 105ZM113 103L114 104L116 103L115 105H118V106L116 107ZM44 104H46V106L48 105L47 108H46V106L45 107L43 106ZM61 104L64 105V107ZM166 104H168V105H166ZM32 106L35 107L36 109L35 108H32ZM57 106H59V107L62 106L60 109L61 110H64V111H61L59 108H56ZM53 108H54V110H53ZM47 109H49V110H47ZM41 111H42V113H41ZM59 112H61V113H59ZM46 113H48L47 115H49V117L47 115H45ZM58 113H59V115H57ZM31 114H32V116H31ZM60 114H61V116H60ZM30 118H31V120H29ZM38 119H39V121H37ZM41 119L43 121H41ZM49 120H50V123L48 122ZM135 120L138 123L137 119H135ZM167 121L168 120L163 121V122H167ZM46 122H47V125L49 127H47V125L45 124ZM55 122L56 123H59V124L57 125ZM38 123L40 124L39 126H37ZM42 123H43V125H42ZM72 123H74V122H72ZM131 123L132 124L134 123L133 124V127H136L135 126V122H131ZM131 123L130 124L129 123H126V125L124 127V130L122 128V130H123L124 133H120L121 135H119L117 137V139H116V137H113L112 138L113 139V142L115 141V143H118V141H119L118 139H120L122 136L124 137L125 140L131 139V137L134 138L135 140L138 138V141H137L138 144L137 145L133 144V148L136 147V150L138 152L134 149V151H135L134 152V155H133L134 157L132 155H129V157H131L129 159H132V157H133V158L139 159V161H141V163L144 164V161L145 160H148L149 158L151 160L152 157L153 158L155 157L153 159L154 160V163H152V162H150V160H148L149 161L148 162L149 163L148 168L158 174V178H157L158 179V181H157L158 183H160V181L161 182L163 181V182L161 183V186H160V184H159V186H157L158 184L156 182V184L152 187L153 189H155L154 191H153V189L151 187L148 188V189H149V192L151 193V197H153L152 196L153 193L156 192L157 190H159L160 192L154 193V196L156 195L157 197L158 196L167 197V195L169 194L168 192L170 190V187H168L166 184H164V181L166 180V178H165L164 175H166L167 172L161 166L162 164H160V161H158V159L160 158V156L156 155V153H155V146H154V144L156 142L154 143V139L152 138L153 136L151 135V132H148L149 130H147V128L146 129L144 128V129L141 130L140 127H139V129L136 127V128H133L132 129V127H131L132 124ZM166 124H165V129H163L164 130V133H161L159 135L160 138L163 136L160 140H163V139L165 140V136L166 135H167L166 138H168V132H167L168 131V127L166 128ZM53 127L55 129H53V132H52L51 129ZM44 130L46 131V133H45ZM47 130H51V132L50 131L47 132ZM146 130H147L148 133L146 132ZM127 131H129L128 132L129 134H127ZM37 132H40L39 134H41V135L38 136ZM109 132H113V129H110ZM134 132H135V134H134ZM165 132H167L166 135H165ZM44 133H45V135H44ZM113 133L111 134V137L114 135ZM136 134H137V136H135ZM140 134H141V136H143L145 138L139 136ZM142 134H144V135H142ZM40 136L42 137L41 142L39 140L41 138ZM38 137H40V138H38ZM141 139L143 140V142H146L145 144L142 143L143 146L141 145V142H142ZM152 139H153V143H152ZM147 141H149V142H147ZM56 142H57V140L54 143L56 146L54 145V148H53L54 151L52 152V155L54 154L56 156L55 157L56 159L54 160V166H55V164L57 165V161L56 160H57V156H58V153H59V150H58L59 149L58 148L59 145ZM147 143H148V146H147ZM149 144L151 145V149H149L150 148L149 147L150 146ZM42 145H44V146H42ZM139 145L141 146V148H140ZM146 146H147V148H146ZM129 148H131V147L129 146L128 149ZM139 148H140V150H138ZM148 149L151 150V151H153V152L149 153L150 151H148ZM143 153H144V155H143ZM146 153H148L147 154L148 156L146 155ZM154 153H155V156H150V155H154ZM44 156H45V159H44ZM144 156H147L148 158L145 157V159H144ZM82 157H83V155H82ZM84 157L86 158V155ZM119 157H120V153H119ZM123 157L126 160L128 158V156H126L125 153H124ZM143 159H144V161H142ZM155 159H157V160H155ZM123 161H125V160H123ZM155 161H157V163ZM123 163H125V162H123ZM157 165H159L158 166L159 168H157ZM146 168H147V165H146ZM138 169H142V167H140V168L138 167ZM140 177L141 176H139L138 178H140ZM126 178H122L121 179V187H122V191L121 192L127 193V194L124 193L125 195H127V197H128V195H134L136 197H138V195H139V197H140L141 194H143V192L146 190L145 187L142 184L141 185L136 184V186H134L135 185V184H133L134 182L129 183L130 181H132V179L130 178L128 180V177H126ZM122 181H123V183H122ZM130 185H131V187H130ZM162 185H164L165 187L162 186ZM167 187H168V189H167ZM161 188H163V189H161ZM150 189L152 191H150ZM57 190L58 189L56 187V190L55 191H57ZM57 193H58V191H57ZM57 193H56V195H57ZM56 195H54V197L56 199L55 200L56 202L54 204L55 206H53L51 208L52 209L51 212L54 211L53 213L56 214L55 216L53 214V216L55 217V220H57V219L59 220V218H61V214H62L63 210H64V213L66 211L62 207V210L60 212L61 207L57 204L58 203V196H56ZM58 206H59L60 209L58 208ZM54 209H57L59 211L54 210ZM70 216H69L68 220H72V218ZM62 219H64V214L62 215ZM97 223L101 227H99L98 225H96ZM93 226H95V227H93ZM103 227L104 228L107 227L108 229H104ZM113 227H114L113 231L112 230L110 231V229L113 228ZM119 227H120V229H119ZM122 227H124V229ZM76 228L77 229H80V231L83 230L84 232L82 231L81 234H78V232H80V231L77 230L78 232H76ZM126 228H127V230H126ZM93 230H94V232H93ZM141 230H142V233L144 235L141 233ZM134 231H135V233H134ZM146 231L147 232H150V233H147ZM109 232H110L111 235H109ZM115 233H117V234H115ZM121 233H123V234H121ZM130 234H131V236H130ZM80 235H83V236H80ZM87 235H88V237L86 238ZM115 235H118V236H115ZM93 236H95V237H93ZM146 237H148V238H146ZM47 239L48 238L45 237V239H44V243L45 244H47L50 241V239H49V241ZM71 241L73 243L72 245H71ZM159 241H160L159 243H160L161 247H163V246L164 247L161 248L162 252L159 251V253L157 252L156 254H157L158 257L160 256V254L163 257L162 258H161V256L159 258L158 257H155L156 256V254H155L156 251H155L152 254L153 255L152 257L155 260L152 259L154 262L153 263L150 262V263L154 264V263H156V261H157L156 264H161V263H163V264H182L183 261H185L184 262L185 264L186 263L187 264L189 263V260L187 259L188 258L187 255H186L187 257H185V255L180 254L181 251L179 249H178L179 252H177V249H176L178 247L177 244H174V245L177 246L176 247L173 244H172V246H170L171 245L170 242H167L166 244L165 243H162L161 242V241H163L162 239H159ZM150 243H151V246H149ZM49 244H50V242H49ZM83 245H84V247H83ZM115 245H118L119 247L118 246H115ZM75 246H77V247L76 248H73ZM78 246H79V248H78ZM114 246L116 247V249H114L115 248ZM103 247H105L104 249H106V247H107V249L106 250H104V249H101L100 250V248H103ZM149 248H150L151 252H150ZM171 248L173 249L172 252L169 251V249L171 250ZM79 249H81L82 251H80ZM164 249L166 250V253H164L165 252ZM75 250H77L79 252H77ZM107 250H108V252H107ZM146 250H148L149 253H146ZM109 251H111V252H109ZM167 251H169V253ZM182 252H183V250H182ZM175 253H176V255H178V254L181 255V256L179 255L180 256L179 257L180 259H178L176 257ZM183 253L186 254V252H183ZM165 256H166V258H164ZM172 256H174V257H172ZM184 257H185V259H184ZM162 259H163V261H162ZM132 263L129 262L128 264H132Z\"/></svg>",
	"mask_w": 264,
	"mask_h": 264
},
{
	"label": "built area",
	"instance_id": "2783aa9c",
	"mask_svg": "<svg viewBox=\"0 0 264 264\" xmlns=\"http://www.w3.org/2000/svg\"><path fill=\"white\" fill-rule=\"evenodd\" d=\"M50 244H53V241H51Z\"/></svg>",
	"mask_w": 264,
	"mask_h": 264
},
{
	"label": "crops",
	"instance_id": "0c3cea01",
	"mask_svg": "<svg viewBox=\"0 0 264 264\" xmlns=\"http://www.w3.org/2000/svg\"><path fill=\"white\" fill-rule=\"evenodd\" d=\"M48 263V262H47Z\"/></svg>",
	"mask_w": 264,
	"mask_h": 264
}]
</instances>
